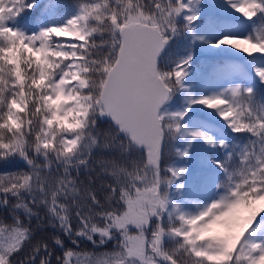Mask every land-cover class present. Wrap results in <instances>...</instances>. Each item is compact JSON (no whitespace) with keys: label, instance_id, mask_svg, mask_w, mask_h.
<instances>
[{"label":"snow or ice","instance_id":"obj_1","mask_svg":"<svg viewBox=\"0 0 264 264\" xmlns=\"http://www.w3.org/2000/svg\"><path fill=\"white\" fill-rule=\"evenodd\" d=\"M227 3L249 21L264 14V0ZM36 6V0H0V160L18 157L27 165L25 171L0 172V207L11 213L10 219L0 214V264H14L32 231L24 217L36 216L41 206L48 223L74 244L75 238L95 244V237L100 244L118 243L110 252L87 253L53 236L52 243L33 248L30 259L39 253L40 264L53 260V244L64 249L55 264H264V236L255 238L257 222L264 226V99L252 87L237 84L190 100L253 138L236 153L238 167L217 162L226 176L218 199L195 214L185 212L169 190L186 169L161 168L166 137L216 143L181 124L187 110L160 111L183 89L191 56L170 71L158 67V57L178 34V18L191 31L198 18L194 0H72L74 14L63 24L29 34L16 20ZM221 45L264 55V25L214 46ZM255 71L264 82V68ZM103 117L116 125L105 137L126 134L146 158L130 169L116 160L98 161L115 183L106 185L104 202L87 189L91 203L83 211L79 170L90 167L100 146L97 122ZM103 146L112 145L105 140Z\"/></svg>","mask_w":264,"mask_h":264},{"label":"rangeland","instance_id":"obj_2","mask_svg":"<svg viewBox=\"0 0 264 264\" xmlns=\"http://www.w3.org/2000/svg\"><path fill=\"white\" fill-rule=\"evenodd\" d=\"M194 5L198 8L197 21L200 22L202 28L200 30L191 29L188 32L198 35V39L195 40L198 52L208 54L211 59L203 64L199 60H192L191 63H194L196 68L192 70L187 67L188 75L185 79L188 81L185 88V102L176 105L171 95L161 110V113H175V110H177L176 112H185L187 110L181 124L190 131L199 130L206 133L216 142L215 146H212L202 138L178 137L189 149L190 154L187 157L171 159L168 164L161 162L162 169L169 166L186 169L172 187L176 194V203L180 204L182 209L188 213L190 212L187 206H193L192 214L218 199L225 191L221 186L226 181L225 172L222 167L218 166L217 162L220 161L216 157H207L205 154L207 148L218 147L221 141L233 143L236 153L242 147L233 137L236 132L232 131L217 111L201 104H190V100L217 93L237 84L253 88L262 83L255 69L264 68V55L249 56L229 46H214L215 42L222 37L253 34L254 28H259L255 17L251 21L247 20L235 12L227 0H194ZM222 148L221 154L227 156V150ZM177 184H183V188H177ZM255 227L258 229L255 238L259 239L264 236V226L260 225L259 221ZM117 243L118 241L116 244H110L112 246L98 248L90 253L110 252Z\"/></svg>","mask_w":264,"mask_h":264},{"label":"trees","instance_id":"obj_3","mask_svg":"<svg viewBox=\"0 0 264 264\" xmlns=\"http://www.w3.org/2000/svg\"><path fill=\"white\" fill-rule=\"evenodd\" d=\"M148 2V0H144ZM36 7L22 14L21 17L17 18L16 26L21 30L31 34L32 32H38L43 27H49L53 25L63 24L67 18L74 14L75 9L72 7V0H36ZM257 26L261 27L264 25V14H258L255 17ZM198 20V19H197ZM195 21L191 25L192 30H200L202 28L200 22ZM177 24L179 26V32L177 35H174L172 39L168 42V46L163 52V57L158 67L161 70L170 71L176 64L180 63L181 60L187 59L191 56L189 61L188 68H196L194 63H191L192 60H199L201 64L207 63L211 59L208 54H201L198 52L196 47V41L198 35H192L187 30L184 29V22L182 18H178ZM201 66V65H199ZM187 79L183 80V89L177 90L172 93V100L176 105H181L185 102L186 98V84ZM254 91L257 94L258 99H264V82L257 84L253 87ZM177 110H175L176 112ZM98 129L101 132L99 138L98 147L94 148L92 151V156L89 160L90 167L84 168L81 167L79 170V180L82 181V191H84V198L80 200V203L84 205L83 211H88V205L91 201L87 198L86 190L91 189L96 197L101 201H105V197L108 195L110 189L106 186L109 184L115 183L113 177L107 175L106 173L101 172V167L103 165L99 164L100 160H116L118 163L123 164L127 168H132L133 162L137 164L143 163L145 160V149L132 146L126 134L119 133L116 136V139L113 141L111 137H105L103 132L105 131H116V127L106 118H101L97 122ZM235 141L240 144L241 147L246 145L250 139H253L247 133H235L233 136ZM105 140L111 143V147H104ZM224 147L227 150V153L232 154V159H228L227 156L221 154L223 148L220 146L214 148H207L205 154L208 158L216 157L221 164L225 165L227 168L232 169L234 165L239 166V158L236 155V151L233 147V143L225 141ZM228 145V146H227ZM125 146L128 147V150L125 151ZM161 162L168 164V161L171 159L183 157L179 155V152L189 151V149L178 139H172L166 137L162 146ZM190 154V152H188ZM188 154V155H189ZM27 165L25 162L18 157H10L7 160H0V172H20L25 171ZM224 172V170H223ZM222 172V173H223ZM91 177V179H89ZM170 197L176 203V194L173 190V187L169 190ZM118 195V192H117ZM15 202V198H10ZM115 203V201H113ZM95 207V206H93ZM190 213L193 212V206H187ZM19 215L22 217L24 213L22 210H16ZM37 212L36 216L24 217V222L32 230L31 235L28 240L24 242L23 247L19 252L15 253L13 260L14 264H40V255L36 254V259H30L33 255V248L37 245L38 242H48L52 243L53 236H60L66 247L76 248V251H85V252H94L103 247L112 246L110 244H116L117 240L109 241L105 244H100L98 242L99 238L95 237L97 243L93 244L91 241H88L83 238H75L77 243L74 244L72 239L64 236L63 232L59 230L58 227L53 226V224L48 223L50 217L47 215V209L41 206L38 209H35ZM0 214H6L8 218H11V213L8 207H0ZM75 224V219L73 220ZM54 248V257L55 255H63L64 249L53 244ZM50 262V264H55V260Z\"/></svg>","mask_w":264,"mask_h":264},{"label":"water","instance_id":"obj_4","mask_svg":"<svg viewBox=\"0 0 264 264\" xmlns=\"http://www.w3.org/2000/svg\"><path fill=\"white\" fill-rule=\"evenodd\" d=\"M168 44H169V42L167 43V45L165 46V48L163 49V51L161 52V54H160V56L158 57V65H159V63L161 62V59H162V56H163V52L165 51V49L167 48V46H168ZM164 105V104H163ZM162 105V106H163ZM161 106V107H162ZM161 110V109H160ZM104 118H106V119H108L109 121H111V119L109 118V117H104ZM111 123H113V125L116 127V125L114 124V122L113 121H111ZM121 134H123L124 135V133H121ZM132 144V146H134V147H138V148H142V149H144L142 146H137V145H135V144H133V143H131ZM163 146V145H162ZM162 152V151H161Z\"/></svg>","mask_w":264,"mask_h":264}]
</instances>
